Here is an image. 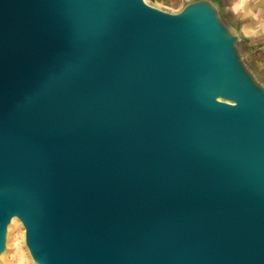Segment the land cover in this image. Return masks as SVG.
Instances as JSON below:
<instances>
[{
	"label": "water",
	"instance_id": "water-1",
	"mask_svg": "<svg viewBox=\"0 0 264 264\" xmlns=\"http://www.w3.org/2000/svg\"><path fill=\"white\" fill-rule=\"evenodd\" d=\"M264 264V73L221 0H0V261Z\"/></svg>",
	"mask_w": 264,
	"mask_h": 264
},
{
	"label": "crops",
	"instance_id": "crops-1",
	"mask_svg": "<svg viewBox=\"0 0 264 264\" xmlns=\"http://www.w3.org/2000/svg\"><path fill=\"white\" fill-rule=\"evenodd\" d=\"M228 16L235 21L254 47L255 58L264 73V0H221Z\"/></svg>",
	"mask_w": 264,
	"mask_h": 264
},
{
	"label": "rangeland",
	"instance_id": "rangeland-1",
	"mask_svg": "<svg viewBox=\"0 0 264 264\" xmlns=\"http://www.w3.org/2000/svg\"><path fill=\"white\" fill-rule=\"evenodd\" d=\"M185 1L187 0H145L149 4L171 12L178 11ZM251 49L253 51L254 47H251ZM253 52L254 54L257 53ZM10 227L11 224L7 232L6 251L0 264H34L24 246L23 239H21L20 234L23 228L20 222L18 221L13 228Z\"/></svg>",
	"mask_w": 264,
	"mask_h": 264
},
{
	"label": "bare ground",
	"instance_id": "bare-ground-1",
	"mask_svg": "<svg viewBox=\"0 0 264 264\" xmlns=\"http://www.w3.org/2000/svg\"><path fill=\"white\" fill-rule=\"evenodd\" d=\"M243 32L246 33L245 31H243ZM17 222H18V221H17L16 219H13L12 222H11V227H10V228H13V226L17 225ZM20 235H21V239H23V231L21 232ZM3 257H4V256H2L1 261H2ZM1 261H0V262H1Z\"/></svg>",
	"mask_w": 264,
	"mask_h": 264
}]
</instances>
